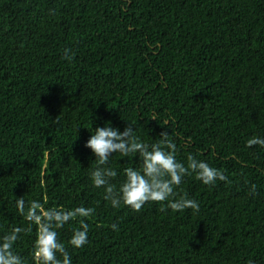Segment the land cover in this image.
<instances>
[{"label":"trees","instance_id":"16d2710c","mask_svg":"<svg viewBox=\"0 0 264 264\" xmlns=\"http://www.w3.org/2000/svg\"><path fill=\"white\" fill-rule=\"evenodd\" d=\"M108 124L149 145L167 131L178 162L192 155L230 183L185 176L176 192L198 213L113 208L85 147ZM252 137L264 138V0H0V236L28 227L23 197L95 209L84 247L68 244L79 218L58 230L72 264H264V148ZM107 166L118 188L141 161L116 153ZM31 228L14 247L25 264Z\"/></svg>","mask_w":264,"mask_h":264},{"label":"clouds","instance_id":"9594fccd","mask_svg":"<svg viewBox=\"0 0 264 264\" xmlns=\"http://www.w3.org/2000/svg\"><path fill=\"white\" fill-rule=\"evenodd\" d=\"M72 58L71 49H65L64 59L70 61ZM152 119H156L155 115ZM159 136L161 139L157 143L149 145L140 140L131 124L126 126L123 132L113 128L111 124L95 128L85 145L96 157L97 167L91 171L90 176L93 186L104 189V199L110 202L113 208L123 205L139 212L146 203L154 202L166 203V208H160L161 212L167 209L173 212L192 209L198 213L200 206L197 201L176 192L184 177L195 174L197 180L208 186L215 185L217 181H228V177L223 171L205 161L197 160L192 155L188 156L186 166L178 162L177 145L169 139V133L163 131ZM254 145L264 148V138L252 137L247 140V147ZM116 153L122 157L138 155L141 161L140 168L128 167L124 170L125 179L118 188L111 182L117 177V171L107 166L110 157ZM251 191L255 193V185ZM16 207L27 221L28 227H15L0 236V264H25L24 259L14 251V247L21 233L31 232L32 225L36 226V239L32 250L33 264H72L66 245L59 240L58 234V230L70 221L79 218V228L73 230L68 244L80 249L89 242V225L86 218L94 214V208L79 206L70 210L62 207L45 209L36 200L26 204L23 197L16 201ZM111 227L118 231V225L113 224Z\"/></svg>","mask_w":264,"mask_h":264},{"label":"bare ground","instance_id":"6f19581e","mask_svg":"<svg viewBox=\"0 0 264 264\" xmlns=\"http://www.w3.org/2000/svg\"><path fill=\"white\" fill-rule=\"evenodd\" d=\"M81 62V61H80Z\"/></svg>","mask_w":264,"mask_h":264}]
</instances>
